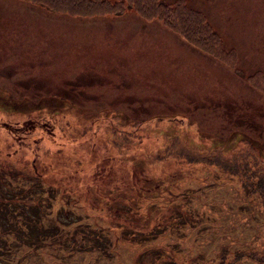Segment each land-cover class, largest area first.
Masks as SVG:
<instances>
[{
    "label": "rangeland",
    "instance_id": "1",
    "mask_svg": "<svg viewBox=\"0 0 264 264\" xmlns=\"http://www.w3.org/2000/svg\"><path fill=\"white\" fill-rule=\"evenodd\" d=\"M187 2L204 11L224 45L235 47L243 72L254 68L264 72V0ZM123 14L138 19L132 22L131 36L112 28L119 23L107 22V16ZM147 20L146 30L136 28L144 20L128 5L111 14L71 16L30 0H0V106L27 113L31 108L43 111L58 105L65 114L60 144L39 145L41 158L65 166L77 162L85 151L91 156L100 151L97 148L107 131L92 141L87 136L89 125L113 111L122 119L179 113L186 120L184 126L169 122L165 127L179 132L186 143L226 150L243 135L264 152V93L214 57L184 42L179 45L175 33L156 19ZM5 144L0 143L1 150ZM146 144L153 142L140 138L139 153ZM13 153V159L20 155ZM194 178L195 186L189 190L202 196L205 207L200 212L207 216L201 222L190 220L189 232L176 243L144 244L142 249L149 247L150 258L156 256L153 264H167L168 248L181 264H258L246 255L231 262L230 257L238 247L264 251V204L227 173L208 168L205 175ZM72 214L62 211L58 217ZM116 236L108 247L102 246L103 238L93 242L96 246L74 251L61 250V245L49 250L41 242L19 264H134L140 242ZM181 247L184 250L176 255L174 250ZM221 247L226 252L219 261ZM182 254L186 258L181 259Z\"/></svg>",
    "mask_w": 264,
    "mask_h": 264
},
{
    "label": "trees",
    "instance_id": "2",
    "mask_svg": "<svg viewBox=\"0 0 264 264\" xmlns=\"http://www.w3.org/2000/svg\"><path fill=\"white\" fill-rule=\"evenodd\" d=\"M30 1L71 16L111 14L128 5L144 21L156 19L181 43L214 57L264 93L263 70L243 72L237 65L235 47L224 45L204 11L187 0ZM33 109L24 113L0 106V143L6 141L2 150L0 147V264H19L29 249L41 242L50 246L49 250L61 245V250L74 251L96 246L93 242L103 238L106 244L102 246L108 247L117 234L120 239L140 242L134 264H153L156 256L150 258L149 247L142 249L144 244L176 243L180 235L189 232L190 220L201 222L207 216L200 212L205 207L202 196L189 189L195 186V175H205L208 168L235 177L247 194L264 204V152L247 136H238L226 150L213 144L203 147L186 143L179 132L166 129L169 122L184 126L186 120L179 113L122 119L118 111H113L89 125L87 136L92 141L107 131L97 148L100 151L92 156L85 151L71 165H54L41 158L37 148L60 144L65 114L58 105L43 111ZM140 138L153 144L141 147L139 153ZM15 151L20 155L13 159ZM200 181L198 178L199 187ZM68 210L72 216L58 217ZM187 215L189 219L182 218ZM223 248L219 261L226 252ZM167 251V264H181L170 248ZM258 251L254 246L234 248L230 262L246 255L264 264V251ZM137 256L141 258L137 260ZM183 258L186 256L182 254Z\"/></svg>",
    "mask_w": 264,
    "mask_h": 264
},
{
    "label": "crops",
    "instance_id": "3",
    "mask_svg": "<svg viewBox=\"0 0 264 264\" xmlns=\"http://www.w3.org/2000/svg\"><path fill=\"white\" fill-rule=\"evenodd\" d=\"M135 20H137L138 21V19L137 18H135L134 20L133 19H131L130 18V16H128V15H125V14H123V15H111V16H107V22H109V23H112V22H115V23H119V24H117V25H112V28L113 29H117V30H119L120 32H124V31H126V32H131V33H129V35L131 36L132 35V31H133V21H135ZM144 23H142V22H138V24H137V26H136V28H144L145 30H146V28L145 27H147V25H148V20L147 21H143ZM156 23H158V24H160L159 23V21L158 22H156ZM161 25V24H160ZM162 26V25H161ZM152 27H156L155 25H153L152 24ZM142 28V29H143ZM159 38V37H158ZM161 38V37H160ZM178 44L179 45H183V43H181V42H178Z\"/></svg>",
    "mask_w": 264,
    "mask_h": 264
}]
</instances>
